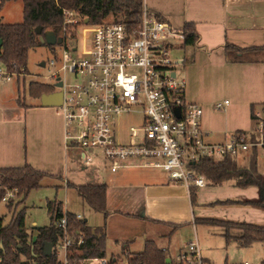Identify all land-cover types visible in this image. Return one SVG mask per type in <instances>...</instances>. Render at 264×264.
I'll return each mask as SVG.
<instances>
[{"label": "built area", "instance_id": "built-area-1", "mask_svg": "<svg viewBox=\"0 0 264 264\" xmlns=\"http://www.w3.org/2000/svg\"><path fill=\"white\" fill-rule=\"evenodd\" d=\"M68 23L83 21L75 37L63 36L62 51L44 62L52 67L48 77L54 90H61L62 101L57 106L65 118V138L68 145L80 150L84 161L92 163L99 156L110 164L112 171L125 161L159 167L169 178L186 186L201 187L207 179L192 167L202 157L221 159L238 156L253 147L264 152L262 135L264 111L255 110L257 121L253 139L248 131H236L224 140H213L202 127L203 107L186 98V81L177 76L176 67L183 62L171 55L173 47L185 38L183 28H177L166 18L150 11L144 3L139 22L105 18L97 23L72 10L64 9ZM82 31L81 41L79 31ZM178 40V43H175ZM63 72V74H62ZM66 72L76 80L68 82ZM25 71H9L0 60V78L10 80ZM61 81L62 85L57 83ZM53 90V91H54ZM228 100L215 107L225 108ZM137 114V124H130L123 133L121 118ZM17 188L7 189L3 200L16 196ZM54 221L61 234L52 245L59 264H110V258L81 256L85 243L81 229L71 230L67 211ZM82 219L81 213H75ZM28 243L34 253L36 226L29 230ZM166 249V248H163ZM126 261V253L122 255ZM23 260L27 259L21 255ZM121 260L114 257V262ZM127 264V262H126ZM170 264H210L203 256L197 236L170 259Z\"/></svg>", "mask_w": 264, "mask_h": 264}, {"label": "crops", "instance_id": "crops-1", "mask_svg": "<svg viewBox=\"0 0 264 264\" xmlns=\"http://www.w3.org/2000/svg\"><path fill=\"white\" fill-rule=\"evenodd\" d=\"M145 2L148 8L177 28H183L188 21L193 22L199 38L195 44L183 47L187 49L192 46L194 56L200 51L212 60L214 58L215 60L211 61L214 63L212 69L217 72L222 70L229 75L228 82L235 80L242 86L246 96L244 100L250 106L251 117L252 110H263L264 53L258 61H230L227 58L226 44L242 48L264 45V0ZM189 85L187 88L186 82V98L198 102V94L190 83ZM9 90V100H0V167L22 166L28 163L46 172L48 175L42 183L45 180L46 184L56 188V192L61 188L65 190L64 200L56 197L62 201L64 210L81 213L87 222L85 210L98 214L97 222L88 224L105 228L106 244L116 249L112 251V256H122L124 250L142 251L145 241L151 239L159 247L166 248L169 258H174L185 246L183 241L178 243V239L176 243L171 244L176 233L179 232L177 235L182 239V229L195 223L196 216L215 217L208 209L212 206L203 205L215 200L207 197L211 190L200 193V188L209 186V183L197 188L195 203L206 207L199 208V213H196L190 192L185 185L170 179L167 173L163 175L151 170H132L162 168L127 161L112 171L105 159L104 163L94 160L87 164L80 150L67 144L65 118L57 106L43 104L42 94L37 97L30 95V101L26 97L22 98L19 86H11ZM234 95L237 103L242 102L238 92ZM229 123L227 121L224 127H214L206 122L205 130L209 132L211 139L221 141L233 132L244 130L253 133L256 129V126L250 128L248 125H240L239 121ZM251 153L252 149L238 155V163L240 159L239 164L245 165ZM257 163L259 171L264 174V152L260 148H257ZM74 184H105V212L92 208L78 194ZM217 185L223 188L221 194L232 193L225 198L252 199L259 195L256 185L243 188L236 186L232 179ZM69 190L71 194L68 195ZM227 207V214L220 218L259 222L257 217H264V210L254 206ZM163 237L169 241H158ZM205 259L208 261L207 257Z\"/></svg>", "mask_w": 264, "mask_h": 264}, {"label": "trees", "instance_id": "trees-1", "mask_svg": "<svg viewBox=\"0 0 264 264\" xmlns=\"http://www.w3.org/2000/svg\"><path fill=\"white\" fill-rule=\"evenodd\" d=\"M7 0H0V7ZM23 20L20 22H5L0 19V60L9 71H27L28 54L31 48L42 42L41 35L46 30H53L59 37H75L79 25L83 21L68 23L65 20L64 9L74 11L83 19L88 18L89 23H97L105 18L112 17L135 26L140 20L144 0H22ZM150 9V8H149ZM151 11V9H150ZM159 15V14H158ZM41 25V34L36 32V27ZM185 38L180 46L193 45L199 35L193 22H186L183 26ZM227 58L235 62L258 61L264 53V45L242 48L234 44H226ZM43 83L32 81L29 84V95L37 97L42 93L53 91ZM264 111V103H263ZM254 118V111L252 110ZM243 131L244 130H240ZM257 131L251 133L254 139ZM264 139V120L263 131ZM195 171L203 175L209 184L217 185L227 180H234L236 186L248 187L256 185L259 190L257 198H224L215 199L203 205H248L264 210V174L258 169L257 147L252 148L248 162L245 165L238 163L237 156L226 155L221 159L215 157H202L192 164ZM48 174L26 163L22 166L0 167V202L3 200L7 189L17 188L16 195L22 196L17 202L21 203L27 193L42 185V180ZM78 194L95 210L105 212L106 185L105 184H80L73 185ZM190 196L192 203L197 199V187L191 186ZM14 198L9 199L12 208ZM50 223L39 226V233L34 240V253L32 254L28 243L30 233L26 225V211L22 207L14 210L8 222L0 216V264H59L56 255L45 253V242L54 243L61 234V229L56 227L54 221L62 216L63 203L54 198L46 203ZM68 223L73 231L81 229L85 233V243L80 248L81 256L106 257V234L102 226H91L82 218H76L75 213L67 212ZM202 222L208 225L219 226L224 229L227 242L235 240L241 246H249L256 241L264 242V222L241 221L213 216H196L195 223ZM126 253L127 264H170L166 249L157 245L154 240H146L144 249L139 252ZM21 255L27 259L23 260ZM207 260V259H206ZM114 256L110 258L113 264Z\"/></svg>", "mask_w": 264, "mask_h": 264}, {"label": "rangeland", "instance_id": "rangeland-1", "mask_svg": "<svg viewBox=\"0 0 264 264\" xmlns=\"http://www.w3.org/2000/svg\"><path fill=\"white\" fill-rule=\"evenodd\" d=\"M145 2V0H144ZM148 2V0H147ZM148 6V4L145 2ZM149 7V6H148ZM112 18V17H110ZM0 19L5 22H20L23 20V1L22 0H7L2 7H0ZM79 29V27H77ZM81 41L82 31H79ZM175 40V43H178ZM192 46L187 49L179 45L173 47L172 57L174 59H181L183 62L179 63L176 67L177 76L183 78L187 82V88L189 83L193 86L194 92H196L198 102L202 105L204 113L202 117V127L205 129L206 122L208 125L214 127H224V124L230 122L229 124L239 121L240 125H248L250 128L257 125V121L250 115V106L245 102L244 91L242 86L239 85L235 80L231 82L227 81L229 75L222 70H213V62L215 59L209 58L203 52H197L194 56L192 53ZM62 48L59 43L50 45L41 43L30 49L27 60L28 70L22 75H13L10 80L5 78H0V100H9L10 88L11 86H19L20 94L26 97L28 101L31 100L29 95V84L32 81H37L45 84L48 87L55 86L52 84L53 81L48 77V74L52 71V67L42 65V62H47L49 58L56 54H60ZM186 59V62H184ZM63 74V72H62ZM66 80L68 82H73L77 78L74 73L66 72ZM190 86V85H189ZM232 86V87H230ZM239 93L242 102L237 103L235 98V93ZM227 98L229 103L225 108L218 109L215 105L218 102H223ZM20 99V98H19ZM244 100V101H243ZM21 102V99L19 100ZM139 121V116L137 114L125 115L121 118L120 129L125 133L130 124H137ZM246 127V126H245ZM214 134L212 133V136ZM99 156L96 157L95 161H100L104 163V158L101 155V151L98 150ZM103 161V162H102ZM125 161L124 163H126ZM241 164V160L239 159ZM137 170H151L153 172H160L161 174H166L163 169H144V168H134ZM220 185H212L200 188V193L206 192V190H211L207 194L208 199H216L220 197L231 196L229 194H221L223 188ZM69 190L68 195L71 194ZM211 192V194H210ZM215 193V194H214ZM200 194V197H201ZM65 199V190L63 188L56 192V188L46 184L45 180L42 185L31 189L25 199L17 204V202L22 198V196H15L13 207H9V201L2 200L0 202V216L4 217V221L8 222L14 210H19L24 207L26 211V225L29 230L32 226H44L50 223V216L46 207L48 199L54 198ZM228 205H214L210 208L211 213L215 217H220L227 214ZM234 206H244V205H234ZM199 204H194L196 213H199V208H203ZM85 214L88 218V222L94 224L99 219L97 213H89L85 210ZM212 215V214H211ZM201 217V216H199ZM258 223L264 222V217H257ZM224 229L219 226L208 225L202 222L191 223L182 229V239L178 237V233L172 239L171 244L185 243V245L192 239L195 235L200 243L203 256L208 258L211 264H264V242L256 241L249 246H241L235 240L230 242L226 241L223 234ZM162 241L167 243L166 237H163ZM106 257L112 258V251L116 250L110 244H106ZM167 247V246H165ZM115 257V256H114ZM118 257V256H116ZM121 260L113 262V264H126L123 256H120Z\"/></svg>", "mask_w": 264, "mask_h": 264}, {"label": "water", "instance_id": "water-1", "mask_svg": "<svg viewBox=\"0 0 264 264\" xmlns=\"http://www.w3.org/2000/svg\"><path fill=\"white\" fill-rule=\"evenodd\" d=\"M85 23H88L89 22V19L88 18H85ZM43 31V28L41 25L37 26L36 27V32L41 34ZM40 39L42 42H46L47 44H50V45H53V44H56V43H61L63 38L62 37H59L55 34V32L53 30H46L44 32V35H41L40 36ZM1 39H0V44H1ZM42 65H44V62H42ZM58 86H61L62 85V82L59 81L57 83ZM41 99H42V103L45 104V105H52V106H58L61 101H62V92L61 90H54V91H51V92H46V93H42L41 95ZM52 245L53 243L52 242H45V253L46 254H51V250H52Z\"/></svg>", "mask_w": 264, "mask_h": 264}]
</instances>
